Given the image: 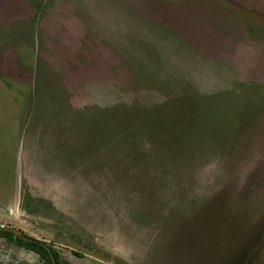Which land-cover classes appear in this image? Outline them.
Returning <instances> with one entry per match:
<instances>
[{"label": "rangeland", "instance_id": "374dc122", "mask_svg": "<svg viewBox=\"0 0 264 264\" xmlns=\"http://www.w3.org/2000/svg\"><path fill=\"white\" fill-rule=\"evenodd\" d=\"M2 154L67 264H264V0H0Z\"/></svg>", "mask_w": 264, "mask_h": 264}, {"label": "trees", "instance_id": "16d2710c", "mask_svg": "<svg viewBox=\"0 0 264 264\" xmlns=\"http://www.w3.org/2000/svg\"><path fill=\"white\" fill-rule=\"evenodd\" d=\"M31 55H29V58ZM4 235L9 240H14L19 245L31 249L38 253L40 257L48 262V264H67L61 260L58 249L46 241L39 240L35 237L24 233L16 235L13 230L8 228L0 229V236Z\"/></svg>", "mask_w": 264, "mask_h": 264}, {"label": "crops", "instance_id": "0c3cea01", "mask_svg": "<svg viewBox=\"0 0 264 264\" xmlns=\"http://www.w3.org/2000/svg\"><path fill=\"white\" fill-rule=\"evenodd\" d=\"M0 159H1V164H0V172L2 175H4V157H3V154L0 156Z\"/></svg>", "mask_w": 264, "mask_h": 264}, {"label": "water", "instance_id": "95a60500", "mask_svg": "<svg viewBox=\"0 0 264 264\" xmlns=\"http://www.w3.org/2000/svg\"><path fill=\"white\" fill-rule=\"evenodd\" d=\"M10 230H13V231L15 232L16 235L22 234V233H20V232L14 230V229H10Z\"/></svg>", "mask_w": 264, "mask_h": 264}, {"label": "flooded vegetation", "instance_id": "af4514ba", "mask_svg": "<svg viewBox=\"0 0 264 264\" xmlns=\"http://www.w3.org/2000/svg\"><path fill=\"white\" fill-rule=\"evenodd\" d=\"M1 236H4V235H1ZM28 249V248H27ZM31 250V249H30ZM35 252V251H34ZM38 254V253H37ZM40 256V255H39Z\"/></svg>", "mask_w": 264, "mask_h": 264}]
</instances>
